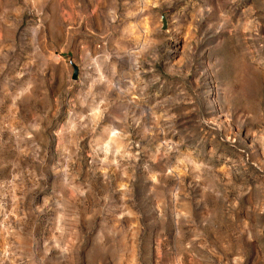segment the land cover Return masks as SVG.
Instances as JSON below:
<instances>
[{
    "label": "rangeland",
    "instance_id": "374dc122",
    "mask_svg": "<svg viewBox=\"0 0 264 264\" xmlns=\"http://www.w3.org/2000/svg\"><path fill=\"white\" fill-rule=\"evenodd\" d=\"M0 264H264V0H0Z\"/></svg>",
    "mask_w": 264,
    "mask_h": 264
},
{
    "label": "water",
    "instance_id": "95a60500",
    "mask_svg": "<svg viewBox=\"0 0 264 264\" xmlns=\"http://www.w3.org/2000/svg\"><path fill=\"white\" fill-rule=\"evenodd\" d=\"M74 72H76V68L74 67Z\"/></svg>",
    "mask_w": 264,
    "mask_h": 264
}]
</instances>
